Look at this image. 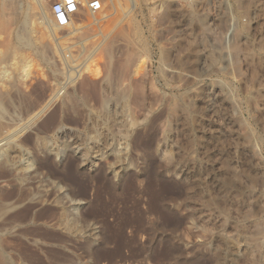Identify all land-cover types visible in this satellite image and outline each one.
<instances>
[{"label":"rangeland","instance_id":"1","mask_svg":"<svg viewBox=\"0 0 264 264\" xmlns=\"http://www.w3.org/2000/svg\"><path fill=\"white\" fill-rule=\"evenodd\" d=\"M87 1L62 29L49 2L39 27L38 0H22L37 25L29 48L16 46L17 23H0V93L13 101L1 134L26 126L13 182H0V197L21 198L0 215L6 260L264 264V0H104L105 16Z\"/></svg>","mask_w":264,"mask_h":264},{"label":"bare ground","instance_id":"2","mask_svg":"<svg viewBox=\"0 0 264 264\" xmlns=\"http://www.w3.org/2000/svg\"><path fill=\"white\" fill-rule=\"evenodd\" d=\"M22 0H0V23H2L3 25H6L7 23H17L18 24V29L15 31V42H16V46L18 49H22V48H29L31 45H32V29H30V25L32 24H29V19L30 17L28 16V13L27 12H24L23 9L21 8L22 6V3H21ZM40 1H44V0H38V3H35V6H33V9H34V12L33 14L35 15H32V16H35L36 17V21H37V25L40 27L41 25H45V23L48 21V17L46 16L45 14V6L42 2ZM103 3H106L104 0H102ZM125 1H128L131 6L133 7L135 5V2L134 0H125ZM40 2V3H39ZM88 2V1H87ZM109 2L116 6H121L120 4V0H109ZM25 4V3H24ZM81 5H84V3L82 2L81 0ZM29 6V5H28ZM31 7L29 6L27 8V10H30ZM80 11V10H79ZM127 13H124V16H126ZM31 16V15H30ZM32 18V17H31ZM33 21V20H32ZM95 21V20H94ZM34 24H35V21H33ZM32 24V25H34ZM2 25V26H3ZM36 25V24H35ZM34 25V26H35ZM36 25V26H37ZM72 26V22L70 24V26L68 28H70ZM1 27V26H0ZM7 27V26H6ZM5 29V28H4ZM9 31V30H8ZM10 32V31H9ZM49 33L51 36H54L55 35V30L53 27L50 28L49 30ZM8 35V34H7ZM10 35V34H9ZM34 41V39H33ZM113 44V43H112ZM45 45V44H44ZM47 45V44H46ZM107 45V46H106ZM113 46V45H112ZM34 47V46H33ZM105 47H106V53L107 54H111V44H105ZM104 47V48H105ZM46 48H48V46H46ZM45 47H41L40 45V48H38V51L37 53L39 54V56L43 59V60H46V61H49L50 59L47 58V49ZM14 49V48H13ZM24 51V50H23ZM13 52V51H12ZM16 52V51H15ZM25 52V51H24ZM13 54V53H12ZM19 54V52H18ZM17 55V54H16ZM22 56V55H21ZM19 56V57H21ZM49 56V55H48ZM14 58V55L12 56ZM24 57V56H22ZM110 61H111V56L109 57ZM4 60V59H3ZM25 61V60H24ZM50 62V61H49ZM48 63V62H47ZM129 65V63L127 64H124L121 68V73L126 69L128 68L127 66ZM130 66V65H129ZM133 66V65H132ZM112 67V66H111ZM22 69V68H21ZM19 71V69H17ZM107 70V69H106ZM20 72V71H19ZM111 72V71H110ZM110 72L108 73L107 72V75H106V78L105 80L109 81L113 78H111V74ZM127 73V72H126ZM24 74V73H22ZM132 74V73H131ZM72 75V74H71ZM21 76V74L19 75ZM26 76V75H25ZM114 76V75H112ZM120 76V75H119ZM80 77V76H79ZM129 77V76H128ZM73 78V77H72ZM120 78V77H119ZM19 79V78H18ZM118 79V77H117ZM117 79H115L114 81H116ZM23 79H21L22 81ZM25 80H27L25 78ZM86 80V79H85ZM19 82V80H18ZM24 83V82H22ZM106 83V82H105ZM112 83V82H110ZM116 83V82H115ZM21 84V82H20ZM46 84V83H45ZM68 84V83H67ZM84 84V83H83ZM132 84V83H131ZM66 85V84H65ZM88 85V84H87ZM106 85V84H105ZM82 86V85H81ZM22 87V86H21ZM24 87V86H23ZM79 87V86H78ZM111 87V86H110ZM45 88V87H44ZM48 88V87H47ZM63 89V88H62ZM82 89V88H81ZM56 90V89H54ZM80 90V89H79ZM132 90H136V91H140V85L138 83H134V85L130 86V87H121L117 89L116 91V97L118 99V101H120L121 103H125L128 101V98H130V95H131V92ZM59 91V90H58ZM5 92V91H3ZM53 92V91H52ZM79 92V91H78ZM104 92V91H103ZM3 94V93H2ZM1 93H0V182H3L4 183H7L9 184V182L11 181L10 178L11 177H15L14 174H12V172L10 170H8L9 166H8V162L12 163L10 156H11V153L12 151L17 147H20V146H23L24 144V140L21 138V133L23 132V130L25 129V127H21L19 128L18 131H13L12 133L9 131L8 133L6 132L3 133L5 135H2L1 132L3 131V129L5 128L6 129V126H5V123L1 120L2 118V113L4 112V102H6L5 105L9 103H12L11 100H9V98H6L5 96H3ZM85 94V93H84ZM97 94V93H96ZM102 94V93H101ZM9 96V94H8ZM7 96V97H8ZM59 96L58 92H56L52 97L51 99L43 106L40 108V110L36 113H31L30 115V119L27 120L28 122L26 123L27 125L29 124H32V123H35L36 120L45 112L47 111V109L50 108V106L52 105V103L56 102V99L57 97ZM105 96V95H104ZM103 96V97H104ZM99 97V96H98ZM74 98V97H73ZM40 99V98H39ZM68 99V98H67ZM84 99V98H83ZM104 99H107L106 97L105 98H101V102L102 103H98V104H103L104 102ZM8 100V101H7ZM16 100V99H15ZM48 100V99H47ZM64 101H66L64 99ZM76 101V100H75ZM71 102L72 105H74V103H77V102ZM85 101V100H84ZM106 101V100H105ZM68 102V101H67ZM66 102V103H67ZM100 102V101H99ZM64 103V102H63ZM85 103V102H84ZM21 104V103H20ZM40 104V103H39ZM38 104V105H39ZM65 104V103H64ZM70 104V103H69ZM124 104V105H125ZM10 105V104H9ZM17 105V104H15ZM37 105V104H36ZM71 105V106H72ZM121 105V104H120ZM8 106V105H7ZM25 106V105H24ZM31 106V105H30ZM35 106V105H34ZM69 106V105H68ZM18 107V106H17ZM32 107V106H31ZM63 107V105H62ZM78 107V106H77ZM80 107V106H79ZM126 107V105L124 106ZM26 108V107H25ZM30 108V107H29ZM65 108V107H64ZM73 108V106L71 107ZM6 109V108H5ZM10 109V108H9ZM31 109V108H30ZM33 109V108H32ZM39 109V108H38ZM28 110V108L26 109ZM36 110V109H35ZM11 111V110H10ZM29 112V111H28ZM35 112V111H34ZM110 112V111H109ZM118 113V112H117ZM28 114V113H27ZM43 114V115H44ZM100 114V113H99ZM102 115V114H100ZM74 116V115H73ZM29 118V116H28ZM109 118V117H108ZM5 120V119H4ZM117 120V119H116ZM133 120V119H132ZM140 121V120H139ZM139 123V122H138ZM135 124V123H134ZM7 125V124H6ZM34 125V124H33ZM111 125V124H110ZM130 125V124H129ZM128 125V126H129ZM133 125V124H132ZM109 126V125H108ZM113 127V126H112ZM29 128V127H28ZM91 128V127H90ZM125 128V127H124ZM130 128V127H129ZM4 129V130H5ZM132 129V128H131ZM98 130V129H97ZM7 131V130H5ZM100 132V131H99ZM125 132V131H124ZM125 136L127 137L128 136V130H127V133L125 134ZM94 137V136H93ZM106 140V139H105ZM14 150V151H15ZM59 157V154H56V158ZM103 157V156H102ZM115 157V156H114ZM82 158V157H81ZM118 157H116L117 159ZM119 160V159H118ZM116 161V160H115ZM30 161H28L29 163ZM94 162V161H93ZM32 163V162H31ZM81 163V162H80ZM110 163V162H109ZM101 165V164H100ZM32 166V164L30 165H26L25 167L28 169ZM8 167V168H7ZM29 170V169H28ZM38 172V171H37ZM37 174V173H36ZM23 178V177H22ZM13 179V178H12ZM14 180V179H13ZM65 180V179H64ZM17 181L16 179L14 180V182ZM23 181V179L21 180ZM50 181V180H49ZM13 182V181H11ZM10 182V183H11ZM18 182V181H17ZM53 182V181H52ZM55 183V182H54ZM6 184V185H7ZM15 184V183H14ZM13 185V184H12ZM17 185V184H16ZM54 185V184H53ZM56 185V188H58L60 191H62V187L59 186L58 183H55ZM15 187H19L18 185L15 186ZM13 190V189H12ZM17 191V190H16ZM15 191V192H16ZM5 193H9L10 192H5ZM12 193V192H11ZM14 193V192H13ZM7 194H4V195H1L0 197V215H8V214H11L13 211H15L18 207V205L15 203L16 201H21V198L19 200H15V201H12V197H15V196H11V195H7ZM66 194V193H65ZM47 196V195H46ZM18 198V197H17ZM43 199L45 200V197H43ZM43 199L40 200L43 201ZM36 200V199H34ZM31 201V199H30ZM54 201V200H53ZM56 201V200H55ZM47 204L51 205L53 204L52 201H50L48 199V196H47V199L45 201ZM38 205H41L39 202L38 203H33L32 204V208H35L37 207ZM58 205V204H57ZM30 206V205H29ZM52 207V206H51ZM46 208V207H45ZM76 210V209H75ZM48 211V210H47ZM50 211V209H49ZM59 211V210H58ZM41 213V212H40ZM13 214V213H12ZM21 214V213H20ZM27 214V213H26ZM16 215V214H15ZM49 215V214H47ZM20 216V215H19ZM43 216V215H42ZM41 216V217H42ZM12 218V217H11ZM24 218V217H23ZM48 218V217H47ZM50 218V217H49ZM62 218V217H61ZM64 218V217H63ZM6 219V218H5ZM26 219V218H25ZM24 220V219H23ZM22 220V221H23ZM27 221V220H26ZM43 221V220H42ZM75 225V224H74ZM47 226V225H46ZM16 228V227H15ZM15 228H12L13 231H11V233H14L16 232L15 231ZM65 228V227H64ZM69 229V228H68ZM27 230V229H26ZM45 231V230H44ZM48 233V232H47ZM49 234V233H48ZM4 253H3V250H0V264H9V262L6 260V256L4 257Z\"/></svg>","mask_w":264,"mask_h":264},{"label":"built area","instance_id":"3","mask_svg":"<svg viewBox=\"0 0 264 264\" xmlns=\"http://www.w3.org/2000/svg\"><path fill=\"white\" fill-rule=\"evenodd\" d=\"M50 3V17L58 28H68L81 8V0H44ZM106 3L102 0H90L86 7L91 15L105 16Z\"/></svg>","mask_w":264,"mask_h":264}]
</instances>
